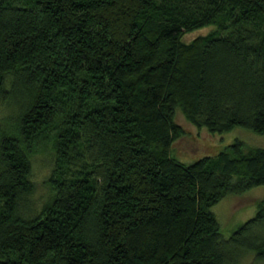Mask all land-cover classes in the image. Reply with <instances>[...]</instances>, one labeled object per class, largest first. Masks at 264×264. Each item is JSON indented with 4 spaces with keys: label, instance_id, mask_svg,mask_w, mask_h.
I'll return each instance as SVG.
<instances>
[{
    "label": "trees",
    "instance_id": "1",
    "mask_svg": "<svg viewBox=\"0 0 264 264\" xmlns=\"http://www.w3.org/2000/svg\"><path fill=\"white\" fill-rule=\"evenodd\" d=\"M0 101V264L264 262V198L227 238L210 210L264 185V148L173 152L177 111L264 133V0H0Z\"/></svg>",
    "mask_w": 264,
    "mask_h": 264
},
{
    "label": "rangeland",
    "instance_id": "2",
    "mask_svg": "<svg viewBox=\"0 0 264 264\" xmlns=\"http://www.w3.org/2000/svg\"><path fill=\"white\" fill-rule=\"evenodd\" d=\"M176 113L180 123L186 129V134L174 143L173 152L176 154L174 157L183 162H192L200 155L210 154L207 152H211L212 149L213 151L220 150L237 139L249 148H264V133L260 134L245 127H237L224 133L210 135L205 128L199 130L189 124L179 111ZM12 120H15V114L13 112L11 114V108L0 101V129H6L5 126L11 125ZM53 156L50 142L40 143L30 156L29 179L33 183V190L28 197V204L31 206L29 210L31 213L39 211L50 200L51 194L46 180L52 169ZM263 198L264 185H261L242 194L226 195L214 204L210 210L219 223L222 235L227 238L233 230L255 216L258 202ZM242 264H264V262H254L253 257H247Z\"/></svg>",
    "mask_w": 264,
    "mask_h": 264
}]
</instances>
